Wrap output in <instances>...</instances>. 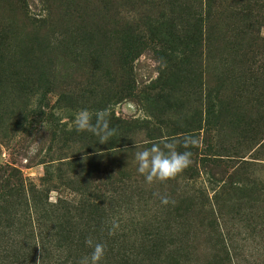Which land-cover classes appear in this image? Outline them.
<instances>
[{
    "label": "rangeland",
    "instance_id": "obj_1",
    "mask_svg": "<svg viewBox=\"0 0 264 264\" xmlns=\"http://www.w3.org/2000/svg\"><path fill=\"white\" fill-rule=\"evenodd\" d=\"M187 5L199 54L161 85L146 47L122 84L123 29L180 31ZM81 109L115 136L76 131ZM189 135L197 173L147 184L135 153ZM89 238L100 264H264V0H0V264H78Z\"/></svg>",
    "mask_w": 264,
    "mask_h": 264
},
{
    "label": "trees",
    "instance_id": "obj_2",
    "mask_svg": "<svg viewBox=\"0 0 264 264\" xmlns=\"http://www.w3.org/2000/svg\"><path fill=\"white\" fill-rule=\"evenodd\" d=\"M186 8L187 12H185ZM179 12L186 14V18L183 20V25H181L180 31H178L176 26L173 24V18L170 20L162 19L155 21V24L150 23L147 39L144 35L132 30L131 27H126V29H123V37L120 40V45H118L117 52V59L123 74L121 77L122 84H127L129 82L131 83V63L146 47H149L153 53H155L161 64V69L159 72V80H162L161 85L165 83V73L168 68L169 61L175 58L185 61L199 54L202 41V30L200 26L202 18L197 14V8L193 9L188 5L185 6V8H180ZM171 13L174 14L175 12L171 11ZM39 20L41 21L42 19ZM117 33V30L112 31L113 36H115ZM148 41L154 45L149 46L150 44H147ZM217 116L218 114L215 111L211 113V116H207L205 121H208L209 118L215 119ZM188 137H192V135H189ZM196 149L197 146L188 149L191 151V159H194V161L195 158H193V153H195ZM185 150L186 149L183 147L182 151ZM184 171L193 175L197 173L192 164ZM8 188L10 190V195L11 193L20 189L21 184L18 186L15 184L8 185ZM222 259L224 258L221 257V255L219 256L217 254H213L214 264H221L220 261Z\"/></svg>",
    "mask_w": 264,
    "mask_h": 264
},
{
    "label": "clouds",
    "instance_id": "obj_3",
    "mask_svg": "<svg viewBox=\"0 0 264 264\" xmlns=\"http://www.w3.org/2000/svg\"><path fill=\"white\" fill-rule=\"evenodd\" d=\"M110 116L109 110H99L95 113L96 119L93 122V114L87 109H81L75 113L74 127L78 132L92 133L98 137V141L102 144L107 143L116 133V129L110 127ZM178 145L186 150L183 152L178 151ZM194 146H197V140L193 137H184L180 141L172 140L154 143L150 149L135 153L137 171L149 185L157 181L166 182L174 179L191 165L192 153L188 149ZM169 202L166 196L161 198V203L167 205ZM118 227L119 224L114 220L108 234L110 236L115 235ZM85 243L92 247L93 251L90 256L82 257L78 264H100L105 255V245L101 243L93 244L90 238L86 239Z\"/></svg>",
    "mask_w": 264,
    "mask_h": 264
}]
</instances>
